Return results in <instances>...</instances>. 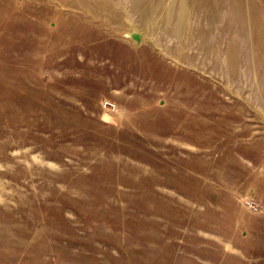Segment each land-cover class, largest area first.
<instances>
[{"label": "rangeland", "instance_id": "obj_1", "mask_svg": "<svg viewBox=\"0 0 264 264\" xmlns=\"http://www.w3.org/2000/svg\"><path fill=\"white\" fill-rule=\"evenodd\" d=\"M0 264H264V0H0Z\"/></svg>", "mask_w": 264, "mask_h": 264}, {"label": "water", "instance_id": "obj_2", "mask_svg": "<svg viewBox=\"0 0 264 264\" xmlns=\"http://www.w3.org/2000/svg\"><path fill=\"white\" fill-rule=\"evenodd\" d=\"M129 36L133 39V40H135V41H139V34L137 33V32H133V33H131V34H129Z\"/></svg>", "mask_w": 264, "mask_h": 264}, {"label": "built area", "instance_id": "obj_3", "mask_svg": "<svg viewBox=\"0 0 264 264\" xmlns=\"http://www.w3.org/2000/svg\"><path fill=\"white\" fill-rule=\"evenodd\" d=\"M246 204H248V206L257 209V206L253 205L251 202L246 201Z\"/></svg>", "mask_w": 264, "mask_h": 264}]
</instances>
